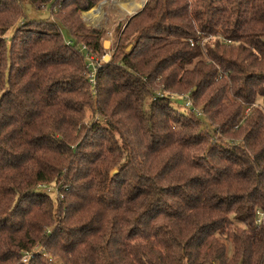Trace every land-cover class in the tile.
Returning <instances> with one entry per match:
<instances>
[{
  "label": "trees",
  "instance_id": "trees-1",
  "mask_svg": "<svg viewBox=\"0 0 264 264\" xmlns=\"http://www.w3.org/2000/svg\"><path fill=\"white\" fill-rule=\"evenodd\" d=\"M102 1L0 0V264H264V0Z\"/></svg>",
  "mask_w": 264,
  "mask_h": 264
},
{
  "label": "rangeland",
  "instance_id": "rangeland-1",
  "mask_svg": "<svg viewBox=\"0 0 264 264\" xmlns=\"http://www.w3.org/2000/svg\"><path fill=\"white\" fill-rule=\"evenodd\" d=\"M111 2L114 3L115 6L111 5L112 4ZM109 3H111V4H109ZM116 3H117L116 0H103L96 7L91 9L90 11L81 13L82 21H83V23L87 29H95L98 31L99 30L103 31V42L104 41L109 42L108 48H107V50H105V52H107L106 55H108L109 58L111 56V52L113 51L115 39L117 38V36H119L122 33V29L125 26L126 22L131 18L132 15L139 12L143 8V6L142 7L138 6V8L132 6L133 9L131 11H133V12L131 14L129 13V15H127L120 10L121 8H119L118 3L117 4ZM22 7H23V12H24V19H27V20H35V21L46 20V19H49L52 15L49 5L45 6L44 8H42L40 10H36L28 2H24ZM100 10H101V16H99L100 18L98 17L96 21L93 20L92 16L97 14ZM10 33H11V31H9L8 35H10ZM62 35L66 40L68 39V35L63 30H62ZM106 55H104V57ZM93 59H94V61H92L93 64L97 66L99 64V63H97V60H99V58L93 57ZM85 62H86V60H85ZM86 63H88V62H86ZM89 75L90 74L88 73V77H89ZM182 91L183 90H178V92H180V93H182ZM177 95L178 94H172V96L174 98H176L175 104L177 106L175 105V107H178L179 111L182 112L185 110V108L183 106L185 100H184V97H178ZM183 96H186V95H183ZM186 104H185V106H186ZM197 105H198L197 108L199 109L198 110V115H199L198 117L202 118V120H205L204 113H203V111H201L202 107H201L200 101L197 102ZM245 113H246V111H245ZM97 120L99 121V123H104V121H102L100 118H97ZM116 172H117V169L114 168L112 170V173H116ZM49 188L53 191L55 190L54 188H51V187H49ZM42 189L47 192L48 187L42 188ZM52 196H54V194ZM226 246L228 247V252L230 254L228 242L226 243ZM44 256L47 258V260L51 264H62V261L59 258H52V257L48 256L47 254H45Z\"/></svg>",
  "mask_w": 264,
  "mask_h": 264
},
{
  "label": "crops",
  "instance_id": "crops-1",
  "mask_svg": "<svg viewBox=\"0 0 264 264\" xmlns=\"http://www.w3.org/2000/svg\"><path fill=\"white\" fill-rule=\"evenodd\" d=\"M149 0H116V2L118 3V5H119V8H121V7H123L124 9H126V10H129L130 12H132L131 10L133 9L132 8V6H136V8H138V6H144L145 5V3H147ZM112 3V2H111ZM111 3H109V4H111ZM116 3V4H117ZM144 5H143V4ZM111 5H114V3H112ZM115 6V5H114ZM134 6V7H135ZM117 7V6H116ZM122 12H123V10H122V8L120 9ZM137 11V10H136ZM124 13V12H123ZM94 16H96V15H94ZM96 20H97V18H96Z\"/></svg>",
  "mask_w": 264,
  "mask_h": 264
},
{
  "label": "built area",
  "instance_id": "built-area-1",
  "mask_svg": "<svg viewBox=\"0 0 264 264\" xmlns=\"http://www.w3.org/2000/svg\"><path fill=\"white\" fill-rule=\"evenodd\" d=\"M84 57H85L86 62H88L87 63L88 65L86 67H89V69H90V71L88 72L90 74L89 79L93 83V79H94V75H95V71H96V65H94L92 62V61H94V59H93L92 55H90L89 53H85ZM185 107H190V103L188 102ZM24 261H26V260L24 259Z\"/></svg>",
  "mask_w": 264,
  "mask_h": 264
},
{
  "label": "bare ground",
  "instance_id": "bare-ground-1",
  "mask_svg": "<svg viewBox=\"0 0 264 264\" xmlns=\"http://www.w3.org/2000/svg\"><path fill=\"white\" fill-rule=\"evenodd\" d=\"M135 6V5H134ZM136 7V6H135ZM122 8V10H123V12L125 13V14H127V15H129V13L131 14L132 12H130L129 10H126V9H124L123 7H121ZM91 15V14H90ZM96 16H92V19L93 20H95L96 21V18H98L99 16H101V10L97 13V14H95ZM100 18V17H99Z\"/></svg>",
  "mask_w": 264,
  "mask_h": 264
},
{
  "label": "water",
  "instance_id": "water-1",
  "mask_svg": "<svg viewBox=\"0 0 264 264\" xmlns=\"http://www.w3.org/2000/svg\"><path fill=\"white\" fill-rule=\"evenodd\" d=\"M108 44H109L108 41H104V42H103V48H104V50H107V48H108ZM127 50H128V49H127ZM103 59H104V61H108L109 56L106 55L105 57H103Z\"/></svg>",
  "mask_w": 264,
  "mask_h": 264
}]
</instances>
